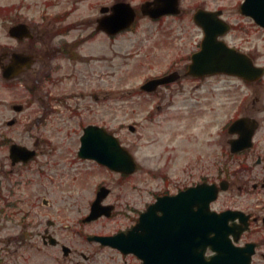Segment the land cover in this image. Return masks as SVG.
<instances>
[{"label":"rangeland","instance_id":"1","mask_svg":"<svg viewBox=\"0 0 264 264\" xmlns=\"http://www.w3.org/2000/svg\"><path fill=\"white\" fill-rule=\"evenodd\" d=\"M9 1L0 0V9L5 8ZM29 1L33 12L37 13L42 0ZM52 1L61 8L74 2V0ZM139 1L130 0L132 3ZM191 1L193 3L189 5L190 7L203 1L209 5L220 4L224 9V17L234 26L227 32V42L248 52L256 64L264 65V30L257 27L250 17L240 13L239 5L242 0ZM111 2L113 0H78L77 16L83 18L98 16L101 13L100 4L109 5ZM165 21L166 24L174 27L172 31L160 30L155 34L152 28L156 26V22L140 19L132 30L122 32L114 38L105 39L97 35L92 43L87 42L85 48L90 52L101 55L103 48H106L109 55L110 73L107 78L110 82L102 86H108L111 90L124 85L125 90L133 89L131 93L140 92L138 85L150 72H159L168 65V59L175 54L171 51L170 45L173 44L174 48H178L186 44V49H194L192 44L200 36L194 23L187 17ZM4 36L5 25L0 15V41H4ZM167 50L169 51L166 52ZM149 62L154 64L153 70L145 68L150 64ZM180 62L183 64L184 60L181 59ZM100 81L95 75L93 91H96L98 98H93L90 102L91 110L86 113L83 120L78 122L76 118L71 119L67 116L68 112L63 111V117L66 119L64 122L42 130L46 142L42 138L40 142L42 152L27 168L10 165L6 154L9 142L6 140L11 137V140H23L25 135L33 136L28 130L35 129L31 125L24 126L23 123L7 126L4 121L10 113L5 105L0 104V259L2 260L0 264H121L124 262L123 256L117 251L90 242L84 236L116 230L120 221L126 217L120 209L112 219L101 217L92 221L81 220L88 212L89 203L94 198L99 185L106 184L114 192H119L122 188L117 174L96 161L83 159L77 155L80 144L78 136L82 132L83 125L102 124L119 135L123 144L133 153L139 169L130 178H124V181L128 179L125 185L151 186L155 180L152 178V172L149 171H155L156 167H166L172 175H180L185 169L189 181L195 182L203 160L205 158L212 160L210 141L237 112L236 99L246 96L247 92L251 91L250 86H255L256 93L261 96L259 102L264 104V82L249 84L238 76L224 73L198 80L186 78L179 84H173L172 87L179 91L178 101H175L173 106L168 105V88H162L159 95L150 98L151 101L148 97H143L146 95L137 93L129 95L125 92L123 98L126 99V103L120 106L119 101L116 100L120 98L119 96L102 97L101 92L97 90ZM244 111L245 108H242L241 112ZM129 124L133 125V130L128 128ZM34 132L38 134V131ZM226 133L222 132L223 138L229 136ZM235 187V184H232L228 191L222 192L216 206L239 207L252 212L259 209L262 216L264 214L262 205L264 196L260 197L262 192L240 193ZM257 197L260 199H256ZM25 211L30 212L28 221L22 218ZM48 219L54 221L52 226L48 225ZM44 229L55 231L57 237L65 242L68 240L67 244L77 247V251L67 257H64L62 252L58 251L53 255L48 250L33 254L23 246L17 247L10 243L9 237H15L27 230ZM246 236L257 244L251 264H264L262 220L253 223ZM79 251H84L87 256H83ZM55 256L58 261L54 259Z\"/></svg>","mask_w":264,"mask_h":264},{"label":"flooded vegetation","instance_id":"2","mask_svg":"<svg viewBox=\"0 0 264 264\" xmlns=\"http://www.w3.org/2000/svg\"><path fill=\"white\" fill-rule=\"evenodd\" d=\"M117 1L131 3L135 10V20L147 19L156 22V26L152 28L155 34L160 30L170 32L174 29V27L166 24L165 20L167 19L177 20L187 17L197 27L200 36L192 44L194 49H186V44H182L178 48H174L173 44L170 45L171 51L175 54L168 59V65L159 72H150L145 78L147 80L172 73L176 77L174 81L160 85L152 91H144L139 88L140 92L134 93H131L133 89L125 90L124 85L111 88V90L108 86H102L109 81L107 77L110 73V59L107 50L103 48L101 55H99L90 52L85 46L87 42L92 43L97 35L110 39L125 31L110 35L107 31L98 28V18L108 13H100L98 16L92 15L88 18L77 16L76 4H78V0L70 2L64 8H61L59 4L52 0H42V5L37 13L33 12L29 0H10L5 8L0 9L1 19L5 25L4 41H0V104L5 105L10 113V116L4 122L7 126L21 123L24 126L31 125L35 129L34 131H38L37 134L32 130H28L33 133V136L25 135L23 140H11L12 137L6 140L9 142L6 154L11 166L27 168L31 162L39 157L42 152L40 148L42 138L46 142L42 130L44 131L46 128L64 122L66 119L63 117V111L68 112L67 116L71 119L76 118L78 122L83 120L86 113L91 110L92 104L90 102L93 101V98H98L96 91H93V78L95 75L101 80L97 90L101 92L102 97L106 98L108 95L119 96L120 98L115 99L119 101L120 106H124L126 103V99L123 98L125 92L129 95L135 93L142 96L146 95L143 97L150 99L152 96L159 95L162 88L169 89L167 91L169 95L168 105L173 106L175 101H178L177 93L179 92L175 87H172L173 84H179L186 78L194 80L206 78V76L192 77L186 73L191 53L199 47L203 37L202 29L194 22V13L197 9H203L212 14L207 16L208 21H219L218 17L227 21L224 17V9L220 4L209 5L203 1L190 7L189 5L193 3L191 0H177V8H179L177 13H165L155 18L144 14L143 9H141L143 3H148L151 8L154 7L153 0H140L137 3H132L130 0H113L109 5L100 4L99 11L102 7L108 8V11H110V6ZM136 23H132L133 25H130L128 30H132ZM225 25L229 31L234 27L229 22ZM255 25L261 28L257 24ZM226 35L227 33L219 38L227 41ZM181 59L184 60L183 64L180 62ZM149 63L145 68L153 70L154 64ZM263 82L264 76L249 82V84ZM250 89L252 92L249 91L246 96L236 99L237 112L234 114L235 116L227 124L225 123L214 139L210 141L212 143V160H209V158L203 160L198 179L195 182L189 181L185 169L182 170L180 175H172L166 167H156L155 171H149V173L152 172V178L155 180L151 186L129 187L125 185L128 179L124 181V178H130L139 169L138 164L135 170L130 173L114 171L104 166L118 175L122 188L119 192H114L111 187L107 186L102 204L111 207L110 213L103 214L98 218L108 217L112 219V217H115L116 211L121 209L126 219L120 221V225L116 230L108 233L85 234L86 239L117 251L124 258V262L121 264H142L143 258L138 255V252L150 249L151 252L158 253L163 250L159 246L162 245L165 248L164 244L167 242L162 235L164 230L171 227L174 231H180L181 216L183 217L185 210L181 206L166 207L168 203L166 197L173 196L190 185L201 183L216 187V198L209 203L211 210L221 211L231 208L240 209L249 214L248 229L241 233L234 242L237 246H246L252 242L256 250V242L247 238L246 233L251 229L253 223L260 220L264 223V214L261 216L259 209L252 212L239 207L221 208L216 206L221 193L228 191L232 184H235V188L240 193L247 192L251 194L253 192L260 194L262 192L260 197L264 196V104L259 102L261 96L256 93L257 88L250 86ZM116 105L118 106V104ZM242 108H245L244 112H241ZM239 116L246 117L247 121L240 124L236 131H232L228 125ZM88 124H82L81 130ZM98 125L103 126L102 124ZM222 132H227L226 134H229V136L223 138ZM247 133H250V136L246 140H242V145L239 147L231 143L232 139L243 134L245 136ZM117 138L124 145L119 135H117ZM13 144L32 150V155H23L19 160L13 159L10 151ZM34 170L36 171V168ZM260 197L256 199H260ZM44 203H46V200H44ZM182 203V200L178 201V204L181 205ZM262 205L264 206V202H262ZM29 213V211H25L22 218L28 221ZM55 213L58 214L59 211H55ZM166 215H170L172 220L177 219V221L169 226L164 220ZM235 223H238V221L236 220ZM53 224L54 221L48 219V225L52 226ZM136 225L138 226L135 231L138 241L136 251L123 252L121 249L102 244L93 238L98 234L127 233ZM149 232L150 234L153 233L154 237L151 235V239H144V235ZM159 232L162 235L160 238L158 237ZM9 240L17 247L23 246L24 249L31 250L33 254L48 250L53 255H56L59 251L62 252L64 257H67L77 251V247L67 244L68 240L66 242L61 240L56 236L55 231H49L48 229L42 231L27 230L15 237H9ZM179 242L176 240L175 244ZM79 253L87 256L84 251H79ZM211 253L212 251L209 248L204 251L205 256H209ZM27 258L29 259V257ZM54 259L58 261L57 256ZM0 261L2 260L0 259Z\"/></svg>","mask_w":264,"mask_h":264},{"label":"water","instance_id":"3","mask_svg":"<svg viewBox=\"0 0 264 264\" xmlns=\"http://www.w3.org/2000/svg\"><path fill=\"white\" fill-rule=\"evenodd\" d=\"M156 5L151 8L147 4L142 5L144 13L151 16L160 15L164 12L175 10L174 0H155ZM160 1V3H158ZM105 10V9H104ZM102 9V11H104ZM242 13L250 15L253 19L264 26V0H244L240 5ZM201 11L195 13L196 22L204 30V38L198 51L192 54V61L188 67V73L192 75H204L217 72H226L239 75L247 80L258 77L263 71V67L253 65L252 61L232 47L227 46L223 41L217 40L216 35L220 23L208 22ZM134 18V11L128 3L117 2L112 5L110 14L98 19V27L111 33L127 27ZM224 29V28H223ZM172 76L151 79L145 82L142 87L150 89L158 84L170 81ZM241 117L235 120L230 126L231 130L237 129L245 122ZM133 129L132 126H129ZM248 133L246 135L249 136ZM242 137L237 141H240ZM236 141H233V143ZM25 147L12 145L10 148L13 159H18L25 154ZM78 154L82 157L93 158L96 161L109 166L112 169L131 172L135 163L129 152L124 149L118 140L102 127L88 125L84 128L81 136V144ZM105 193L101 187L96 199L91 204V212L86 219L99 216L104 212L105 206L100 204V200ZM215 190L207 185L198 184L180 191L174 196L166 197L169 201L166 207L181 206L185 213L181 216L180 231H172L169 227L166 231L165 241H167L162 251L158 253L146 249L138 252L143 258V264H249L250 255L253 252V243L246 246H235L229 234L235 239L247 228L248 214L239 210H225L220 213L208 209L209 201L215 197ZM182 200L180 205L178 201ZM239 219L244 225H240L229 220ZM166 223L171 226L177 219L172 220L170 215L164 217ZM153 233L144 235V239H151ZM162 235L158 233L160 238ZM102 243H108L118 247L123 251H136L138 248L137 235L135 230H131L127 235L118 233L112 236H96ZM180 241L175 244V241ZM209 246L214 253L208 258L204 256V249Z\"/></svg>","mask_w":264,"mask_h":264}]
</instances>
